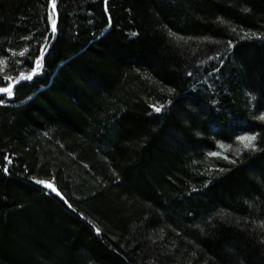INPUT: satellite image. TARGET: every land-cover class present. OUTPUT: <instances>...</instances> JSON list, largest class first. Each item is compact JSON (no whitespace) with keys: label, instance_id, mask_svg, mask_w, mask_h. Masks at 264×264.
<instances>
[{"label":"trees","instance_id":"1","mask_svg":"<svg viewBox=\"0 0 264 264\" xmlns=\"http://www.w3.org/2000/svg\"><path fill=\"white\" fill-rule=\"evenodd\" d=\"M14 80L0 264H264V0H0Z\"/></svg>","mask_w":264,"mask_h":264},{"label":"snow or ice","instance_id":"2","mask_svg":"<svg viewBox=\"0 0 264 264\" xmlns=\"http://www.w3.org/2000/svg\"><path fill=\"white\" fill-rule=\"evenodd\" d=\"M107 3H108V0H105V11H107ZM51 6H52L53 11H55L56 0H51ZM47 19L51 22V32L56 33L57 28H58V20L54 19L52 17V14H49ZM229 43H231V41H229ZM44 56H45L44 49L41 48L40 55L35 58V67H32L31 72L28 73L27 75H25L24 72H20V77L22 79L28 80V81L33 80L34 75H38L39 71L41 70V58ZM30 59L31 58H28L29 62H30ZM189 75H191V74H189ZM18 83H19V81L14 80V81H12V83H9L7 87H0V93H6L7 96H9V97L13 96V94H14L13 93V84H18ZM173 103H174V100L169 101V105H171ZM2 104H4V100L0 99V105H2ZM152 107L156 113L162 112L161 107H156L155 105H153ZM261 116L264 117V113H261ZM255 137H256V134L253 133L252 135H248V136H237L236 139L237 140H245V139L253 140ZM252 147L255 148L256 145L253 144ZM261 151L264 152V149H262ZM211 155H216V153H211ZM5 160L8 161V163H11V161L9 160L8 157H5ZM232 163H235V161H232ZM3 171L5 173H7L9 171L8 167L5 166ZM229 171H231V169H229ZM34 182L41 185V186H45L47 189L51 190L52 192H57V194L59 195L54 183L49 182L48 180H45V179H38V180L34 179ZM96 231L99 232L100 229H96Z\"/></svg>","mask_w":264,"mask_h":264}]
</instances>
